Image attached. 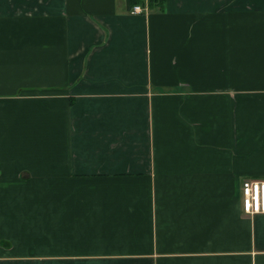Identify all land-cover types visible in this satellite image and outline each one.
Segmentation results:
<instances>
[{
	"label": "crops",
	"instance_id": "crops-1",
	"mask_svg": "<svg viewBox=\"0 0 264 264\" xmlns=\"http://www.w3.org/2000/svg\"><path fill=\"white\" fill-rule=\"evenodd\" d=\"M130 1L0 0V264H264V0Z\"/></svg>",
	"mask_w": 264,
	"mask_h": 264
},
{
	"label": "built area",
	"instance_id": "built-area-1",
	"mask_svg": "<svg viewBox=\"0 0 264 264\" xmlns=\"http://www.w3.org/2000/svg\"><path fill=\"white\" fill-rule=\"evenodd\" d=\"M147 8L142 4H134L130 7L131 14L146 13ZM241 206L246 214L264 213V179L245 178L241 181Z\"/></svg>",
	"mask_w": 264,
	"mask_h": 264
},
{
	"label": "trees",
	"instance_id": "trees-1",
	"mask_svg": "<svg viewBox=\"0 0 264 264\" xmlns=\"http://www.w3.org/2000/svg\"><path fill=\"white\" fill-rule=\"evenodd\" d=\"M147 1H148L149 5H153V4L160 5V4L164 3V0H147ZM137 3L143 4V0L130 1V6L137 4Z\"/></svg>",
	"mask_w": 264,
	"mask_h": 264
}]
</instances>
